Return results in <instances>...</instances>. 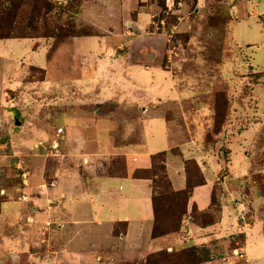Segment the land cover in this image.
<instances>
[{"label":"rangeland","instance_id":"rangeland-1","mask_svg":"<svg viewBox=\"0 0 264 264\" xmlns=\"http://www.w3.org/2000/svg\"><path fill=\"white\" fill-rule=\"evenodd\" d=\"M2 1L5 0H0V3ZM42 1L51 6L50 11L46 12L47 4L44 7ZM96 1L24 0L29 4L22 8L26 12L21 14L22 21L19 15L15 19L13 34H20L16 27L21 22L22 27L26 28L24 35L38 40V47L33 51L36 42L30 39L0 40V156L11 149L14 153L10 154L13 155L24 156L29 152L47 157V160L55 159L62 155L61 147H67L78 138L81 141L95 138L97 142L96 147H82V151L92 153L101 150L116 155L132 152L138 147L153 156L168 145L160 139L162 132L157 133V125H151L152 128L149 126L151 134L144 136L143 122L139 119L142 122L140 126L132 120L137 113L135 107L151 106L157 99L161 100L160 104L171 102L178 96L186 112L185 118H179L177 106L172 103L163 104L158 111L160 117L166 116L171 118L169 122L175 123L172 129L170 126L172 140L177 144L185 141L186 128H189L190 138L199 147L218 153L223 163L218 166L221 170L216 171L217 181L214 183L226 189L219 196L220 202L227 201L236 206L245 193L247 199L242 201L245 210L252 212L264 228V76L257 74L264 71V21L260 19L264 15V0H178V3L164 0L165 13L160 6L162 0H114L115 3L110 6L114 7L106 12L93 6ZM32 4L42 8L34 28L30 27L29 22L31 12H27L31 11L29 6ZM140 14H150L151 17L139 21L143 23V29L134 28L133 32L137 36L142 33L140 40L145 36L150 38L148 41L154 47L151 52L158 56L156 63L152 61L151 55L144 57L139 54L140 51L133 53L134 50L114 58L113 51L123 36H114L108 32L109 29L120 34L128 30L129 21L135 20L137 15L138 19L145 17ZM48 31H54V37H47ZM68 34L81 36L66 38ZM140 45L145 46L142 42ZM128 46V43L123 45L126 51ZM107 49H111V53ZM131 59L133 64H130ZM107 64L113 65L119 81V86L112 94H107L108 88L115 85V80L109 76ZM157 65L171 75L165 77ZM145 66L150 67V71H145ZM15 79L17 84L14 83ZM168 80H172V89L167 84ZM138 87L137 92L132 91ZM218 92L226 95L229 109V114L226 109L227 117L220 137L213 135V102ZM110 99L114 103H107ZM110 114H114L112 118L104 116ZM158 122L163 124L160 118ZM58 129L62 130V134L57 135ZM206 136L210 137L204 140ZM53 140L57 144L55 156L48 153L50 147L47 146ZM39 141L43 142V149L33 152L30 148ZM133 141L137 142L134 146L131 145ZM166 142L169 143L167 138ZM185 145H180L184 153L187 148ZM176 151L178 149L174 148L163 152L165 160L168 154L176 156L179 153ZM9 156L0 157V195L6 191L5 188L20 187L23 182L21 172L15 166L21 158H14L13 163ZM192 156L195 157V154ZM197 157L202 156L197 154ZM240 158L239 165L243 163L244 169L238 167ZM227 159L231 164H226ZM147 160V157L141 158V161ZM196 160L202 162L201 159ZM70 163L79 168L82 158L77 163ZM122 163L121 157H108L93 164L97 165L95 169L99 173L112 174L110 167L122 170ZM164 166L166 168L165 163ZM21 167L25 170L24 165ZM209 168L210 163L204 158L202 169L205 171ZM59 171L63 179L71 176L66 163L65 166L61 165ZM244 171V176L239 178L240 172ZM73 172L77 170L73 169ZM72 175L75 178L74 173ZM239 179L245 181L238 188L231 186L232 181L239 182ZM66 180L58 191V194L69 196L66 199L68 207L63 205L68 208L63 216L66 219L86 220L89 231L87 240L91 239L93 244L103 243L98 238L99 227L92 225L99 220L105 222V225H101L102 229H106V223L112 219L123 220L132 214L143 217L152 214L151 197L137 194L135 198L126 184H121L119 194L99 198L95 191L88 194L86 189L89 186L82 179L78 180L80 185L75 183L77 186L74 188ZM162 184H156L159 186L157 192H163L159 199L160 212L176 211L178 203L171 194L164 192ZM200 189L203 190L202 187ZM90 197L96 200L95 207H91ZM125 198L131 203L122 200ZM2 199L7 200L8 196L4 194ZM20 207L19 202L2 201L0 198V225L24 226V221H18ZM12 208L13 211H10ZM194 214V210L190 212L193 217ZM249 216L251 214L245 218L246 226L255 221L249 220ZM37 217L44 220L46 214L41 212ZM6 229L0 226V232ZM260 232L258 226L253 227L252 235L257 236L246 241L247 254L244 260L252 261V252L260 257L251 264H264V240L261 244L257 242L258 238L263 239ZM1 235L5 237V233ZM36 240L39 239L33 238L34 243H37ZM62 240L64 243L65 239ZM94 246L97 249V245ZM10 249L15 250L13 247ZM72 250H76L74 254L77 258L81 254L93 252L92 246L87 249L81 244ZM41 253L45 254L44 259L49 254L45 249ZM71 253L70 250L64 256L68 257ZM229 253L232 255L233 252ZM150 254L124 256L115 262L106 260V257L98 258L92 264H146ZM4 260V264H26V256L21 254L15 260H6L1 255L0 262ZM45 260H48L45 264L50 263L49 258ZM81 264L90 263L84 260Z\"/></svg>","mask_w":264,"mask_h":264},{"label":"crops","instance_id":"crops-1","mask_svg":"<svg viewBox=\"0 0 264 264\" xmlns=\"http://www.w3.org/2000/svg\"><path fill=\"white\" fill-rule=\"evenodd\" d=\"M130 1L134 2V0ZM113 3H115L114 0H97L93 6L97 9L100 8L103 12H106L107 9L114 7H110ZM140 15H145V17H140V19H138L139 17L137 15L135 20L132 22L129 21V27H125L128 30H125L120 34H117L116 31L112 30V28L109 29L108 32H112V35L123 36V40L119 41L117 44V46H119L113 51L115 55L114 58L126 55L124 53L134 50L133 53L135 51H140L141 53L139 54H142L144 57L145 55H151L152 61L156 63L158 56L151 52L154 47L148 41L150 38L145 36L143 40H140V38L143 37L142 33H140L141 36H137L133 32L134 28H139L138 30L143 29V23L139 21L149 20L151 17L150 14ZM260 19L264 21V15L260 16ZM132 26L134 27L132 28ZM26 39H30L31 41L34 40L36 42L33 47V51H35L38 47V40H35L34 38ZM140 42L144 43L145 46L142 47ZM126 43L129 45L127 51L125 50L127 48L123 47ZM138 47L142 48L136 49ZM106 51L111 53L110 51L112 50L107 49ZM133 63L134 62L131 59L130 64ZM157 67L162 71L165 77L171 75V73L165 71L160 66L157 65ZM107 70L110 72L109 76L115 80V85L108 88L109 92L107 94H112L115 91L114 89L119 86V81L117 80V72L112 64H107ZM144 70L150 71V67L145 66ZM14 83H18L17 79H15ZM167 84H169L172 89V80H168ZM138 89L139 87L133 88L132 91L137 92ZM110 102L114 103L113 99L108 100L107 103ZM160 102L161 100L157 99L151 106H142L139 108L135 107L137 113L132 120L138 122L140 126L143 122L144 136H149L151 134L149 126L151 127V125H153L155 127L157 125V133L162 132V137L160 139L163 140L165 145H168L166 149L162 150V152H168L174 148L178 149L179 153L176 156L170 152L171 154H168L165 160L167 171L166 175L174 191H181L185 188L186 174L184 162L187 160H194L197 163L205 182L204 185L194 188L190 193V198L187 204L188 217H184L178 232L162 237H152L153 214L148 217H143L139 214H132L130 215V218L125 216L123 220L112 219L110 222L106 223L108 224V228L106 229H102L103 226L101 225V223L105 225V222L99 220L96 224H92L96 228L99 227L98 238L103 240L102 244L94 242V244L97 245L96 249L91 239L88 238L87 240V233H89L86 226L87 221L80 220L78 218L66 219L63 216L68 209L63 205H67L66 199L69 196L65 193L58 194L60 185L66 179H70V181L66 180V182L70 187L74 188L77 186L76 184L80 185L78 180L82 179L84 184L89 186L86 189L88 194L95 191V195L102 198L101 196L103 195L111 194L113 197V195L119 194V189H122L121 184H126L128 191L133 192L132 195L135 198L138 197L137 194L141 197L146 194L147 197H151V181L147 179H136L133 177V174L136 171L149 169L151 167V158L149 157L152 155L145 153V150H140L138 147L132 152L116 155L109 154L108 152H101V150H99V152L95 151L92 153L82 151V147H96L95 145L97 142L95 138L89 139L90 141H85L84 139L81 141V139L78 138L76 142L72 144L70 143L67 147H61L62 155L56 157L55 159L48 158L47 160V157H40L38 155L30 154L29 152L24 156L22 154L13 155L10 154L13 152L11 149H8L5 154H1V158H6L10 154L11 156L9 157H12L13 163L17 157L21 158L19 160L20 162H18L15 166L17 170H20L21 172V177L23 179L22 185L20 187H14L13 189L12 187L8 189L5 188L6 191L0 195V198L2 201H16L20 203L21 207L19 213L17 214L18 221H24L25 225H0L3 228H7L5 230L6 232L4 230H1L0 232V256H5L6 260H9V258L15 260L18 259V255H25L26 264H45L48 261L45 259L48 258L50 262L49 264H81L84 260L92 264L94 260H97L98 258L101 259L106 257V260H114L115 262L116 259H121L124 256H141L143 253H153L161 250L178 251L197 244L196 246H206L210 250L211 262H208L207 264H237L238 262L241 264H251V262L259 260L260 257L254 252L250 254L252 261L244 260V257L247 254V248L245 246L246 241L257 236L252 235L253 227L258 226V229L261 231L259 234L263 239L258 238V244H261L264 240V228L262 222L256 220L252 212H247L246 215L251 214V217L249 216V220L255 221L252 225L249 224L246 226V222L240 221L237 218V208L236 211H234L236 206L227 201L226 203L220 202V188L214 183L217 181L215 178V176L217 177L216 171L221 170L218 169V166L223 163L219 159V154L214 153L212 150H204L202 148L203 146L199 147L194 140L190 138L191 134L189 133V128H186L187 138H185V141L183 140L178 144L177 142H174L170 135V126L172 129V126L175 127V123H173V121L169 122V119L171 118H167L166 116L160 117L161 115L158 114V111L162 108L163 104L170 105L172 103L177 106V115L180 119L186 117V112L183 110L178 96H176L174 101H167L165 103L162 102L161 104ZM79 115H81V113ZM113 115L114 114L104 116L112 118ZM159 118L163 121V124L158 122ZM139 119L142 122H140ZM166 138L169 143L166 142ZM135 143L137 142L133 141L131 142V145L134 146ZM183 143H185V147H187L185 153L180 150V145H183ZM200 149L203 151L202 153L199 152L201 151ZM193 153L195 154V157L192 156ZM197 154H200L202 157H197ZM108 157H121L123 159L122 170H116L113 166H111L110 171L112 174H106L105 172L99 173V171H96L95 168L97 165H94L93 163L98 160H105ZM145 157H147L148 160L146 162L141 161V158ZM80 158H82V164L79 168L70 163H77ZM204 158H206L210 163L211 169L209 168V170L205 171L202 169ZM196 159H201L202 162ZM227 161L228 162H226V164H231V161L228 159ZM240 162L241 158L239 159L238 167L244 169V164L241 163L240 166ZM244 162L246 163V161ZM65 163L70 167L71 176L63 179L64 177L60 174L59 169L61 168V165L65 166ZM22 165H24L25 170L22 169ZM49 168H51L50 171H48ZM73 169H76L77 172H73ZM72 173H74L75 178ZM240 174L239 178H242L245 171L240 172ZM78 175L80 176L79 178ZM243 180L245 181V179H239V182L236 183V185L241 184ZM230 184L232 186L233 182ZM215 186L218 187L217 194ZM201 187L203 190L200 189ZM50 190H52V192ZM55 191H57V193ZM6 192H8V194ZM214 192L219 205V208L216 207L217 210H214V205L212 203V196ZM4 194L8 196L7 200L2 199ZM124 194H129V192ZM122 200L131 203L128 198ZM95 204L96 200L93 201L90 197L91 207H95ZM194 209L196 210V214L199 218V221L197 222H194L192 216L190 215V212ZM10 211H13V208ZM41 212L46 214V218L44 220L37 217V215ZM185 220L187 221V224L185 223ZM34 222L36 224H34ZM119 228L120 231L117 232V229ZM1 233H5V237L2 236ZM35 237L39 239L36 240L37 243L33 242V238ZM236 238L239 239L237 240ZM62 239H65L64 243L62 242ZM238 241H240V243ZM61 243L62 246L60 247ZM79 244H81V246L85 245L87 249L92 246L93 252L85 255L81 254L78 258L75 257L74 252H76V250L72 249L76 248ZM11 247L15 250L10 249ZM43 249L48 251V255H50L49 257H47V255L45 259V254L41 253ZM70 250L72 251L71 255L65 257L64 254ZM233 250H237L241 256H236L232 253L233 257L229 253V251L232 252ZM239 259L243 260L239 261ZM262 260L264 261V257H262ZM4 263H6L5 260L0 262V264Z\"/></svg>","mask_w":264,"mask_h":264},{"label":"trees","instance_id":"trees-1","mask_svg":"<svg viewBox=\"0 0 264 264\" xmlns=\"http://www.w3.org/2000/svg\"><path fill=\"white\" fill-rule=\"evenodd\" d=\"M42 3L44 7L47 4V6L45 7L46 12L51 10V6L48 3L45 4L44 1H42ZM174 3H178V0H174ZM28 4L29 3H25L24 0H5L0 3V40L30 38L29 36L27 37L24 35V33L26 32V28L22 27L20 22L22 21L21 14L23 15V12H25L24 10H22V8L23 6H28ZM160 6L163 9V12L165 13L167 9L164 5V0H162ZM29 7H31V11L28 10L27 12H31L29 16L30 27L34 28V23H36V19L40 18L41 16L40 10L42 8L37 7L35 4H32ZM18 15L20 17V24H18L16 28L18 29L20 34L14 35L13 30L15 26V19ZM77 36L81 35L68 34L66 38H74ZM47 37H54V31H48ZM60 41H63V39H60ZM257 74H261L264 76V71ZM226 109L228 110L227 112L229 114L226 95L220 92L216 93L213 102V115L215 117V132L213 134L214 136L220 137L221 135L220 130L224 125L227 117ZM208 137L206 136L204 140L208 139ZM50 144L51 141L50 143H47V146H49ZM218 144H220L219 141ZM177 152L178 151H176V153ZM164 163L165 153L161 152L155 154L151 157V167L149 169L136 171L133 174V177L136 179L151 180V203L153 214L152 237H162L168 234L178 232L180 230L182 220L184 219V217H186L185 215H187V204L190 198V193L194 188L205 184L197 163L194 160H187L184 162L186 174L185 188L181 191H174L166 175V168L164 166ZM161 182L163 183L162 186L164 188V192L171 194L174 200L178 203L176 211L168 210L165 214L160 212L161 210L159 205L161 203V200L159 199L162 197L163 192H157V188H159V186H157L156 184H159ZM236 183H238V181L233 182L232 186H236L238 188L239 184L236 185ZM219 188L221 194L225 193L226 189L222 185L219 186ZM212 198V203L214 205H212L213 208H219V205L215 198V192L213 193ZM214 210H217V208ZM194 212L195 214L194 217L192 216V218L194 222H197L199 221V218L198 216H196L197 214L195 209ZM167 223H171V225L169 226L167 225ZM208 262H211L210 250L206 246L199 247L193 245L178 251L161 250L154 252L150 254L146 264H207Z\"/></svg>","mask_w":264,"mask_h":264},{"label":"built area","instance_id":"built-area-1","mask_svg":"<svg viewBox=\"0 0 264 264\" xmlns=\"http://www.w3.org/2000/svg\"><path fill=\"white\" fill-rule=\"evenodd\" d=\"M60 134H62V130H61V129H58V130H57V135H60ZM43 146H44L43 142H40V141H39V142H37L33 147H31L30 149H31L33 152L36 151V150H40V151H41V150L43 149ZM48 147H50V148L48 149V153H49L51 156H55V155H53V154H54V151L57 149L56 141L53 140L52 143H51ZM44 148H45V147H44ZM50 149H51V150H50ZM46 155H48V154H46ZM226 179H227V177H226ZM226 179H225V180H226ZM221 182L224 183L223 181H221ZM245 199H247V196H246V194L244 193V194H242V197H241V200L239 201V203L236 204V208H237V216H238V218H239L240 220H242V221H244V222H245V217L247 216V215H246L247 211L245 210V207H244L242 201H244ZM232 252H233L234 255L241 256L240 253H238L237 250H233Z\"/></svg>","mask_w":264,"mask_h":264}]
</instances>
